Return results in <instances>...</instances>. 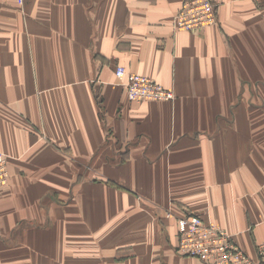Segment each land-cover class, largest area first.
<instances>
[{
    "label": "crops",
    "instance_id": "crops-1",
    "mask_svg": "<svg viewBox=\"0 0 264 264\" xmlns=\"http://www.w3.org/2000/svg\"><path fill=\"white\" fill-rule=\"evenodd\" d=\"M182 1L0 0V236L91 237L96 258L59 264H208L177 252L194 212L258 259L264 0H216L195 31ZM118 64L176 97L130 101Z\"/></svg>",
    "mask_w": 264,
    "mask_h": 264
},
{
    "label": "built area",
    "instance_id": "built-area-1",
    "mask_svg": "<svg viewBox=\"0 0 264 264\" xmlns=\"http://www.w3.org/2000/svg\"><path fill=\"white\" fill-rule=\"evenodd\" d=\"M215 19L214 5L210 0H195L183 5L175 24L179 29L191 30L214 23ZM116 75L124 81L131 100H163L174 97L170 89L146 75L128 72L123 65L116 68ZM8 181V160L0 151V186L6 185ZM178 224L180 239L177 249L186 256L198 257L208 264H264V243L259 246L260 259L256 260L224 227L205 220L200 214L181 216Z\"/></svg>",
    "mask_w": 264,
    "mask_h": 264
},
{
    "label": "rangeland",
    "instance_id": "rangeland-1",
    "mask_svg": "<svg viewBox=\"0 0 264 264\" xmlns=\"http://www.w3.org/2000/svg\"><path fill=\"white\" fill-rule=\"evenodd\" d=\"M193 1H195V0H183L182 1L181 7L178 9L177 13L173 17V25H174V28L176 30H183V29H179L175 24V20H176L177 15L181 11V9L185 3H192ZM210 1L214 5V10H215V15H216L215 22L208 24V25H205V26H202V27H197L195 29L185 30V31H195L197 29L205 28V27L216 24L218 2L216 0H210ZM119 65H121V64H118L116 66V68ZM116 68H115V73H116ZM126 70L128 72H132V71H129L127 68H126ZM134 73H139V72H134ZM140 74H142V73H140ZM143 75H145V74H143ZM118 79L120 80V83L123 84V86L126 90V93H127V89H126V86L124 84V81L121 80L119 77H118ZM154 81L157 83H160L156 80H154ZM160 84H162V83H160ZM163 87H166V86L163 85ZM166 88L170 89L174 93L173 98L163 99V100H146V101H165V100L174 99L176 97V93L174 92V90L169 88V87H166ZM127 97H128V93H127ZM130 101H135V100L130 99ZM6 157L8 160V167H9V159H8L7 155H6ZM9 180H10V169H9ZM8 183H9V181H8ZM0 187H2V186H0ZM191 214L197 215V213H194V212H186L184 214L176 215L178 230H179V224H178L179 218L181 216L187 217V215H191ZM168 215H171L170 211L168 212ZM179 232H180V230H179ZM21 233H20V235L15 234L14 236H11V237L0 236V264H59L62 260H65V259L66 260H72V261L75 259L90 260L92 258H96V256H97V254L95 253L96 247H88L90 240H92L91 237H89L88 235H85V234H82V236L78 237V241H79L78 243L83 244V247H75L74 246V243L76 240L75 237L71 238V245H69L68 247H59L57 242H53L57 237H59L58 235L57 236L56 235L55 236L49 235L46 237L35 236L34 242L30 243V242H26V241L28 239H30L32 241L33 237H30V236L28 237L25 234L22 235ZM43 238H45V240H46L45 243H43ZM179 239H180V235L178 237L177 247L179 245ZM262 243H264V241ZM262 243H260V244H262ZM260 244H259V246H260ZM259 246H258V250H259ZM104 249L105 248L102 247V250H104ZM177 252L183 256H186V255L182 254L178 249H177ZM94 254H95V256H94ZM258 254H259V252H258ZM191 257H193V256H191ZM259 259H260V254L258 256V259H256V260H259Z\"/></svg>",
    "mask_w": 264,
    "mask_h": 264
}]
</instances>
